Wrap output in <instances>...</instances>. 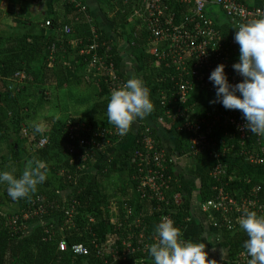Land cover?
Masks as SVG:
<instances>
[{
  "label": "trees",
  "instance_id": "obj_1",
  "mask_svg": "<svg viewBox=\"0 0 264 264\" xmlns=\"http://www.w3.org/2000/svg\"><path fill=\"white\" fill-rule=\"evenodd\" d=\"M29 1L35 2L36 0ZM236 1L243 2V0ZM37 2L42 5L45 0H37ZM76 3L82 5L83 1L51 0V12L47 13L41 22H37L36 26L31 24L23 33L0 35V143L7 142L10 145L13 162L19 161L21 172L30 164L34 165V162L38 161L45 165L47 177L43 184L38 185L37 192L32 194L30 198L16 200L20 209L14 214L23 212L37 195L44 197L47 204L53 206L43 216L28 220L26 229L20 233H15L9 229L7 220L11 215L6 218L1 217L0 264H79L81 261L87 260L85 257L72 255L68 250L58 251L57 243L60 239H63L68 246L76 243L87 246L91 255L88 260L94 259L93 241L113 240L124 252L121 242L124 239L128 241V232L114 230L110 224L111 214L109 213L108 203L111 198L116 197L115 194L119 196L117 192L120 195H127L130 190L135 191L136 182L132 176L136 174L137 162L134 159V153L142 148L141 138L146 134V128L149 130V135L154 141L156 150L161 149L158 137L152 127L144 123L143 120H137L138 122L133 123L135 128L132 129L131 127L125 136H120L119 139L115 140L112 139L109 144L99 148L85 161L78 159L76 154L71 156L65 152L66 147L71 145V141L68 140L64 130L68 121L80 122L90 126L91 134H94L95 130L100 128L102 130L114 128L112 124L108 123L106 112L112 90L103 79L98 80L96 77L92 78L89 74L85 75L83 72L84 66L88 63L93 52L90 51L89 55H79L78 51L81 45L76 44L74 49H71L68 45L71 37L79 36V40L83 43L82 47L95 42L97 45L96 54L107 56L104 58L106 65L111 61L116 73L126 79L121 69L123 56L117 49L120 44L119 41L114 43L112 38H108L104 32L98 30L96 24L97 37L91 36L90 22L87 23L81 18V12H78L77 8L73 6ZM113 3L118 4V7L114 12L115 17L111 20L112 29L114 32L119 30L118 33L124 38L123 42L126 48L130 47L140 64L142 70L141 80L145 86L150 87L149 96L153 104L152 117L157 122H159V118L164 117V123L159 122V124L174 129V133L178 135L181 144V154L186 155L189 153L187 138L183 132L176 129L172 119L165 117L166 112L169 110L173 112L172 107L175 106L174 109L177 107L186 108L185 115L191 113L193 116L201 118L206 112L214 111L222 114L227 112L228 109H225L220 103H210L215 98V90L198 91L189 97L184 104L173 103L177 87V79H175V76L173 77L174 68L161 62L158 65V72H154V66L157 65L154 58L148 54L147 46L140 32H136V27L130 25V28H128L126 26L128 24L127 19L132 13L131 8L124 6L122 1ZM108 8L112 10V4L108 3ZM180 11L182 9H179L176 13L179 14ZM206 16L210 19L208 15ZM47 19L49 24L41 26ZM66 23L73 28L75 33L63 34L58 31ZM22 25L27 26L25 23H22ZM215 27L228 37H234L236 32V29L228 20L215 23ZM135 32L137 38L133 36ZM54 33L58 36L57 39ZM54 41L55 48L51 51L50 44ZM71 53L74 54L72 62L69 64L64 63L63 58L68 57ZM16 73L23 75L22 83L15 81L19 78L15 75ZM79 82L85 84L84 87H79V89L89 87L96 96V100L90 104L89 113L83 116L68 113L64 118L57 117L58 119L50 123L46 136L45 134L41 135V133L29 132L32 147L37 151V155L23 157L21 161L22 155L19 154H24L26 151L19 145V139L22 136L20 124L27 117L22 113V110L28 108L31 113L33 112V107L24 94L28 91L33 94L36 93L40 103H42L47 100V96L44 95L48 88L47 85H50L51 89L58 90L66 87L67 93L71 94L73 93L71 88H78ZM35 98L37 99L36 95ZM54 107L63 109L64 106L60 107L54 103ZM97 119H99V123L95 124L94 121ZM23 134L26 135L24 132ZM39 137L46 138L47 142L43 147L38 145V141L41 139ZM98 137L104 138L102 133ZM128 140L130 144L125 150L119 154L116 160L114 158L111 160L108 157V152L115 145L127 143ZM104 155L105 160L102 161L101 158ZM194 156L200 159H209L208 156L203 154ZM5 162V160L2 161L0 168ZM97 162H100V165L95 173L86 172L90 165ZM172 165L169 163L166 171L170 176V190L166 195L171 201L170 206L167 208L174 224L185 228L188 225L186 219L190 216L191 205L185 196V192L176 181L177 175L174 173ZM239 171V177L230 182V188L237 190L239 187L245 190V188H248L247 186L258 182V179L249 177L244 173L241 174ZM112 175H117L118 180L122 179V183H119L115 187L116 191L113 192L108 188ZM245 178L249 179L246 180ZM225 181L226 178L223 177L220 180H213L206 174L202 175L199 186L201 201L212 198L211 187L225 183ZM174 193L180 194L181 202H173L171 197ZM231 193H234V191L232 190ZM134 200L138 202V206H141L142 202L145 201L139 200L135 192L131 201ZM152 203L154 207L155 203ZM146 204H148V201H145L144 205ZM70 209L73 210V214L69 221L65 222L66 215L64 211ZM157 213L158 211L154 209L152 215L155 216ZM90 218L93 221H90ZM54 219L57 223H54ZM47 231L54 232V236L50 240H45L48 236ZM220 233L227 241L226 249L229 259L237 252L244 250L243 242L247 239V236L242 229L233 233L222 230ZM183 239H185L184 236ZM136 256L137 254L127 256L126 261L121 262V264H134Z\"/></svg>",
  "mask_w": 264,
  "mask_h": 264
},
{
  "label": "built area",
  "instance_id": "obj_2",
  "mask_svg": "<svg viewBox=\"0 0 264 264\" xmlns=\"http://www.w3.org/2000/svg\"><path fill=\"white\" fill-rule=\"evenodd\" d=\"M122 2L131 6L130 17L136 23V32H140L148 54L154 58L157 65H153L154 72H158V65L161 62L174 68L173 77L177 79V87L173 103L184 104L198 91L215 90L208 77L220 63L225 65L224 71L231 84L242 80L232 68L233 63L238 61L239 45L233 37H228L217 30L214 23L207 18L205 7L214 4L222 8L235 29L241 24L264 16L263 7L249 9L235 0H122ZM179 9L182 11L177 14ZM81 10H84V7H81ZM45 24L48 25L49 21ZM62 31L69 34L71 28L64 25ZM136 32L133 33L135 38ZM89 47L86 54L93 52L89 63L101 67L100 70L107 75L106 81L109 82L112 91L120 88L127 79L116 73L111 61L108 65H100V61L103 64V59L107 56H96V43L93 42ZM50 49L53 51V46ZM16 76H19L18 79L23 78L21 73H17ZM173 107V112L167 111L165 117L172 119L176 129L186 136L188 156L197 154L208 156L211 161L209 177L213 180L226 178L225 183L211 187L212 198L199 202L198 210L206 215L212 228L219 232L225 230L231 233L241 230L238 220L245 208L264 215V173L257 183L247 186L245 190L239 187L236 190L229 186L231 181L239 177L236 162L240 161L250 167L264 170V136L246 131L245 120L238 110H228L222 114L210 111L199 118L191 113L185 115L186 108ZM158 121L164 123V117ZM64 130L71 141L65 152L71 156L76 154L82 161L89 159L95 151L109 144L112 139L120 138L115 127L106 130L100 128L91 134L90 126L68 121ZM145 131L146 134L141 138L142 148L134 153L137 169L132 178L136 182L135 195L139 200L148 201V204L144 205V201L138 206L135 200L111 201L110 224L116 231L128 232V241L124 239L121 242L124 252L113 240L93 241L94 259L88 260L91 255L87 246L82 243L68 246L60 239L57 243L58 251L68 250L72 255L88 260V262L83 260L79 264H121L126 261L127 256L134 254H137L134 264H153L148 248L158 239L154 231L155 225L163 218L173 221L167 208L171 201L166 195L170 190V176L166 171L167 165L174 163L175 158L161 149L156 150L148 128ZM100 133L104 138L98 137ZM46 142V138H41L38 145L43 147ZM232 190L234 193H231ZM171 198L174 203L181 202L179 193H174ZM152 202L155 203L154 207ZM52 208L44 197L37 195L23 212L12 214L8 218V227L15 233L23 232L28 220L39 218ZM154 209L158 211L155 216L152 215ZM64 213L65 222H68L73 210H66ZM90 221L93 219L90 218ZM177 227L181 233L183 231L181 237L183 239L186 227ZM47 232L45 240H50L54 232ZM249 259L244 249L234 254L229 263L248 264Z\"/></svg>",
  "mask_w": 264,
  "mask_h": 264
},
{
  "label": "clouds",
  "instance_id": "obj_3",
  "mask_svg": "<svg viewBox=\"0 0 264 264\" xmlns=\"http://www.w3.org/2000/svg\"><path fill=\"white\" fill-rule=\"evenodd\" d=\"M236 29L233 39L239 45V57L232 68L242 80L231 84L224 71L225 65L218 64L208 77L215 88V98L210 103L240 111L245 130L264 136V16ZM152 111L149 91L136 77L127 79L110 93L106 109L108 123L121 137L130 131L135 121L146 118ZM32 127L36 133L44 130L39 124ZM46 179L45 165L38 161L19 175L14 169L0 170V185L6 186L7 195L13 201L30 198ZM238 225L247 236L243 247L250 258L248 264H264V215L245 208ZM154 231L158 239L148 248L153 264H212L205 244L182 239L181 230L171 219H161Z\"/></svg>",
  "mask_w": 264,
  "mask_h": 264
},
{
  "label": "crops",
  "instance_id": "obj_4",
  "mask_svg": "<svg viewBox=\"0 0 264 264\" xmlns=\"http://www.w3.org/2000/svg\"><path fill=\"white\" fill-rule=\"evenodd\" d=\"M82 1L84 4L82 3V5L81 4L80 5L81 7H84V10H81V7H79L80 5L77 6V4H74L73 6L77 8L78 12H81L80 16L85 22L87 23L90 22L89 23L90 25L88 24L91 32L90 35L97 37V32L95 28V24H96L98 30L104 32L108 38H112L114 43L119 41L120 44L117 46V49L119 52H121L123 56L122 68H121L122 73H124L126 79H129L131 77H136L141 79L140 75L142 70L137 58L135 57L134 52L130 50V47L126 48L125 43L123 42L124 38L118 33L119 30H116L117 32H114V30L112 29L113 26L111 24V20L115 17L114 12L118 7V4L113 2L122 1V0H82ZM50 2L51 0H45V2H43L41 5L38 4L37 0L35 2L34 1L31 2L29 0H0V17L3 20V22L6 19L7 20L6 24L9 27H12L11 31L7 33H14L13 26L16 27L17 30H19L17 33L25 32L31 24L33 26H36L37 22H41L43 17H45L47 13L51 12ZM108 3L112 4L113 7L112 10L108 8ZM238 3L249 9L253 7L264 8V0H243V2H238ZM124 6L126 7L128 6L131 8L130 5L124 4ZM205 9H206L205 10L206 15L210 17L214 25L215 23H221L228 20L224 12H222V9L217 5L209 4ZM220 16H222V19L220 18ZM46 21L49 20L47 19ZM127 21L128 24H126V26L128 28H130V25L136 27V23L134 19L131 18L130 16L128 17ZM45 22L42 23L41 26H46ZM22 23H25L27 26H23ZM66 25L68 24L66 23ZM18 26L21 28H18ZM63 26L64 24L58 29V31L61 33H63L62 31ZM68 26L71 28V33L72 34L75 33L73 28L70 25ZM54 34L56 36V33ZM55 38L57 39L58 36H56ZM76 44L81 45L78 54L83 55L84 53V55H86V53L90 48L89 47L90 44H87L82 47L83 43L79 40V36L71 37L70 41L68 42L69 47L71 49H74L76 47ZM52 46L53 48H55V41L50 44V47ZM96 56L99 57L100 55H96ZM73 59H74V54L71 53L68 55V57L63 58V62L69 64L70 62H72ZM106 64L107 63L104 62V59H103V64L102 61H100L101 66L102 65L104 66ZM100 69L101 67H97L95 65L92 66L88 61V63L84 66L83 72L85 73V75L87 74L91 75L92 78L96 77L98 80L103 79L104 82H106L110 87L109 82L106 81L107 75L104 73L103 70ZM146 87L148 91H150V87L149 86ZM142 120L144 121V123L152 127V129L154 130L155 135L158 137L159 143L161 145V150H163L167 154L174 156L175 158V162L172 163L173 164L172 169L174 170V173L177 175L176 181L177 183H179L183 192H185V196L187 197L191 205V209H190L191 213L190 216L188 217V225L186 226L184 232L185 240L196 243H204L205 250L208 252V259L212 260V264L217 263V260L220 261V263L217 264H229V258L226 249L227 241L221 236V233L218 230L212 228V226L209 224L207 220L206 215L198 210L199 202L201 201L200 192H199L200 178L204 174L206 175L209 174L211 168L210 158L200 159L193 155L188 156V154L186 155L181 154L182 152L181 144L180 141L178 140V135L174 133L175 132L174 129L161 126L159 122L154 121L152 114L148 115L146 118ZM134 125L135 124H133L132 129L135 128ZM129 140L127 141V143H121V144L117 143L118 145H115V147L108 152V157L111 160L112 158L116 160L119 154L125 150L128 144H130ZM101 160L102 161L105 160V155L101 158ZM231 162L233 163L234 161L232 160ZM99 165L100 162H97L95 165H90V167L88 168V170H86V172L94 171L93 173H95ZM235 165L238 168L237 170L238 171L240 170L239 172H241V174L244 173L247 176L256 179L262 178L261 176L264 173L263 168L250 167L246 164L241 163L240 161L236 162ZM118 184H119V180L117 175H112L110 179V183L108 185L110 191L112 192L116 191L115 187H117ZM117 194L119 196L115 194L116 197L111 198L110 202L108 203V207L110 209H112L111 201H117V202H122V200L131 201L134 197L133 189L130 190V192H128L127 195H120L118 192Z\"/></svg>",
  "mask_w": 264,
  "mask_h": 264
},
{
  "label": "rangeland",
  "instance_id": "obj_5",
  "mask_svg": "<svg viewBox=\"0 0 264 264\" xmlns=\"http://www.w3.org/2000/svg\"><path fill=\"white\" fill-rule=\"evenodd\" d=\"M220 18L222 19V16H220ZM6 23L7 20L5 19L3 22V20L0 17V35H6L7 32L11 31L12 27H9ZM13 28H14L13 30L14 33H17L19 31L16 29V27L13 26ZM18 28L21 27L18 26ZM22 79L23 78H20L18 80L15 79V81L17 83H20ZM81 83L82 82H79L80 85L78 86V88L77 87L76 89L71 88V91L73 92L71 94L67 93L68 90L66 87L58 90V89H51L52 87H50V85H47L48 88L44 93V95L47 96V100L43 101L42 103H40L39 97L36 93L33 94L31 91H28V93L26 92L24 94L26 99H28V101L32 105L33 112L31 113L28 108H24L22 110V113L27 115V117L20 124L22 130V136L19 139V145L26 151L24 154H19L22 155L21 161L23 157L27 158V156L30 157V155L32 156L37 155V151L32 147L31 144L32 142L30 140V135H29V132H35L32 125L39 124L44 129L43 132H41V135L45 134L46 136L50 128L49 126L50 123L58 119L57 117L64 118L65 116H67L68 113L70 114L72 113L73 115H79V116L87 115L89 113L90 104L96 100V96L89 87L85 89L83 88L79 89V87H84L85 85ZM35 95L37 96V99L35 98ZM54 103H56L60 107L64 106L63 109H60L59 107L55 108ZM94 122L95 124H98L99 119H97ZM23 132L26 135H24ZM3 160H5L6 162L3 163L4 165L0 168V170L12 171L14 169L16 175L22 173L21 170L19 169L20 168L19 161H16V163L13 162V156L11 155V148L10 145L7 144V142L0 143V164H2ZM119 183H122V179H119ZM18 209H20L19 204L16 201H13L7 195L6 186L0 185V219L1 217L6 218L14 214ZM55 220L56 219H54V223H57ZM217 263H220V261L217 260Z\"/></svg>",
  "mask_w": 264,
  "mask_h": 264
}]
</instances>
